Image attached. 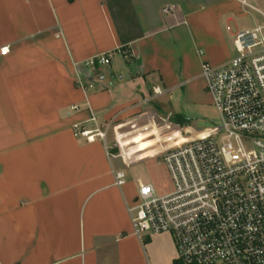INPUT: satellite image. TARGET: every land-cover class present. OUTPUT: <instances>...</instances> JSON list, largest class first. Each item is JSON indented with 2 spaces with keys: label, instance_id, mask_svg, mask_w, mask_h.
I'll use <instances>...</instances> for the list:
<instances>
[{
  "label": "crops",
  "instance_id": "1",
  "mask_svg": "<svg viewBox=\"0 0 264 264\" xmlns=\"http://www.w3.org/2000/svg\"><path fill=\"white\" fill-rule=\"evenodd\" d=\"M248 14L235 0H0V264H174L171 235H134L140 180L133 192L114 172L161 157L169 95L205 104L202 66L233 59ZM152 134V158H126Z\"/></svg>",
  "mask_w": 264,
  "mask_h": 264
},
{
  "label": "built area",
  "instance_id": "2",
  "mask_svg": "<svg viewBox=\"0 0 264 264\" xmlns=\"http://www.w3.org/2000/svg\"><path fill=\"white\" fill-rule=\"evenodd\" d=\"M235 1L247 13H259L263 24L237 33V56L231 61L202 66L218 125L205 129V136L185 128L180 133L187 142L175 139L161 146L171 191L159 194L153 183L139 181L128 207L137 238L173 237L175 264H264V13L253 0ZM113 57L99 55L85 65L106 66ZM153 91L146 104L163 95L158 87ZM74 129L76 136L93 140V132ZM166 133L164 143L170 140ZM95 134L107 136L98 130ZM114 174L116 185L124 187L126 173Z\"/></svg>",
  "mask_w": 264,
  "mask_h": 264
},
{
  "label": "rangeland",
  "instance_id": "3",
  "mask_svg": "<svg viewBox=\"0 0 264 264\" xmlns=\"http://www.w3.org/2000/svg\"><path fill=\"white\" fill-rule=\"evenodd\" d=\"M252 3L264 13V0H253ZM256 23L262 24L263 18L259 13L252 11L240 21L239 25H241L243 28L246 27L248 29L249 28L254 29L253 27L256 26ZM235 30L236 28L233 29L234 32ZM232 55L233 58L237 56L235 47L233 49ZM204 90H205L204 95L206 96L205 104L186 103L183 94L181 92L172 93L171 95H169L170 102L169 104L163 107L164 110L166 111L164 114L165 119H168L165 121L167 123L171 122L176 126L174 125L168 126L165 129L167 132L166 134L170 135V140L168 142L165 141L166 143L164 142L159 143L158 144L159 146L157 147L166 146L169 142H173L175 139L178 140V144L187 142L185 140L186 137L182 136L180 133L185 128H190L193 135L199 134L200 136H205L207 134V132L204 131L205 129L213 128L214 126L218 125L219 115L216 109L214 108V106L208 102L209 100H211L209 91L207 90V88ZM151 104H152L151 109L157 112L156 108L160 106L158 101H153ZM175 117L185 118L186 120H188V125L186 127L183 125H179L175 120L176 119ZM154 134H158L157 126H154ZM154 134L145 137L139 136L134 140L125 144L123 149L126 158H128V155L130 154H139V153H140L139 155H142V157L139 160L152 158L154 156V153L150 152V148L154 146V143L145 141V138H149ZM132 144L134 145L137 144V148L132 150V152H127L125 148L131 146ZM125 171L127 173V181L131 183L133 182L131 184L133 187L132 190L133 192L135 191L134 185L137 186L138 180H140L144 184L153 183L156 186L159 194H165L171 191V180L166 170V167L162 162V155L161 157L158 156L157 159L136 164L132 166L131 169ZM147 240H148L147 237H143L142 239V241L145 244L147 243ZM150 243L152 245L151 251L154 252L153 254L154 255L156 254L155 256H162L163 254L162 251H164L165 249L163 248L164 246L163 243L159 241L156 237H152ZM177 256L178 255L176 249V257L174 264L177 261ZM150 263L153 264V262Z\"/></svg>",
  "mask_w": 264,
  "mask_h": 264
},
{
  "label": "trees",
  "instance_id": "4",
  "mask_svg": "<svg viewBox=\"0 0 264 264\" xmlns=\"http://www.w3.org/2000/svg\"><path fill=\"white\" fill-rule=\"evenodd\" d=\"M176 119V121H177V123L179 124V125H183V126H187L188 125V120H186L185 118H183V117H175Z\"/></svg>",
  "mask_w": 264,
  "mask_h": 264
}]
</instances>
